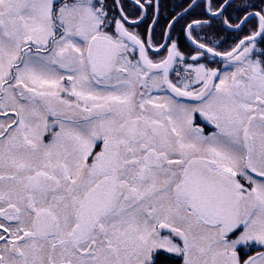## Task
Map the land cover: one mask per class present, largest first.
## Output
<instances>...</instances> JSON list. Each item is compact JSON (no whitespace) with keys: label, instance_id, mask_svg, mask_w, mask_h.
Listing matches in <instances>:
<instances>
[{"label":"snow or ice","instance_id":"1","mask_svg":"<svg viewBox=\"0 0 264 264\" xmlns=\"http://www.w3.org/2000/svg\"><path fill=\"white\" fill-rule=\"evenodd\" d=\"M176 7L0 0V264H264V0Z\"/></svg>","mask_w":264,"mask_h":264},{"label":"flooded vegetation","instance_id":"2","mask_svg":"<svg viewBox=\"0 0 264 264\" xmlns=\"http://www.w3.org/2000/svg\"><path fill=\"white\" fill-rule=\"evenodd\" d=\"M185 3H186V0H161V20H160L161 29L166 19L170 18L176 12L181 10L179 7H176V6L182 5ZM181 23H183V21H181ZM179 27L180 26L177 25V32H179ZM141 30H143V26ZM228 35H231V34H228ZM229 43H231V40H229ZM225 47H227V45H225Z\"/></svg>","mask_w":264,"mask_h":264}]
</instances>
